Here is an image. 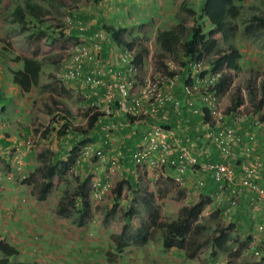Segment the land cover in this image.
<instances>
[{
	"label": "rangeland",
	"instance_id": "rangeland-1",
	"mask_svg": "<svg viewBox=\"0 0 264 264\" xmlns=\"http://www.w3.org/2000/svg\"><path fill=\"white\" fill-rule=\"evenodd\" d=\"M38 1L41 5H43L45 8H47L51 15L53 16V19L49 21V19L45 22H43V26L45 29L49 30V34L47 35V40L44 39L40 40L38 37L34 36L37 34V32H34L33 28L30 29L29 26L25 24V28L20 27V22L13 23V26L15 30L20 32L19 36H16V41L14 46L15 47H21V46H28L29 44L33 46V50H36L38 48H42L45 50H49L51 47L58 50V54H63L67 49L71 47L73 43L76 42V40L72 37L66 38V36H62L60 32H64L63 26L66 22V15H67V9H70L72 14L75 15L78 24H90L91 22H95V27H97L99 24L102 25V22H104L107 26H112V21L105 22L104 18L105 16L102 15V13L106 10H103L101 7V0H35ZM202 0H150L149 4L151 7L145 8L144 4L135 6L134 9H132L129 12H132V14L139 17L141 20L144 21L143 24H138L140 26H134L135 24H128V33L124 36L126 39L129 38H139L143 42H145L150 49L149 54L147 55L148 58L146 60L150 59L148 61L149 65L147 69L144 70L143 75H148L151 73L154 74L156 71H163L162 66L159 64L160 62H172L174 65V71L179 72L181 69L180 77L182 79H185L184 74H186V70L184 66L181 65V62L184 60V58H179L178 56H172L171 54L164 55L162 58L161 55L163 54L159 44L156 42V35L157 33L164 29L169 27H174L176 24L180 23L184 26H188L191 21L195 18L194 15H192L189 11H187V8H193L196 11L199 9L200 2ZM24 0H7L5 3H2L0 6V47L4 46H11V43H8L7 40L9 39L10 33L14 34L13 32L9 31V26H6V23H10L11 19H13V7H15L17 4H20L23 6ZM112 5V4H111ZM114 8V7H112ZM123 9V8H122ZM264 9V0H242L241 1V7L239 8V15L236 19L233 20V23L236 25V29L231 36V38L227 41L232 44H234L238 51L241 54L240 59L238 60V69L233 74V81L228 88V90L224 93L219 95V101L220 106L224 110L229 106L230 100L233 98L235 94V86L240 85L244 89L242 90L243 97H244V103L243 105V113L244 115L248 117L246 121H241L239 124H245L244 130L248 131L249 134H254L253 138L256 140V144H258L260 141H258V138H261L260 135L264 133V126H256L255 121L257 120L256 115H259V113H256L254 110V106L251 103L250 99L248 98L247 94V83L248 80H250L255 72H260L264 70V31L259 32V29L256 27H250L248 30H245V26L250 22V18L253 14H257L262 12ZM99 13V14H98ZM142 13V14H141ZM108 14V13H107ZM3 17V21H2ZM93 20V21H92ZM135 19L131 17V22H135ZM202 21V20H201ZM13 22V21H12ZM47 22H49V25H46ZM130 23V22H128ZM207 23V22H206ZM30 25V24H29ZM58 26V27H57ZM7 27V28H6ZM52 29V32L50 33V30ZM66 34H70L69 32H64ZM15 35V34H14ZM28 37V38H27ZM7 39V40H6ZM28 40L30 43H28ZM44 41V42H43ZM8 44V45H7ZM25 47V46H24ZM17 52L19 51L16 50ZM163 59V60H161ZM204 64V66H207L208 62L206 60L201 62ZM149 66L151 67V70L149 69ZM167 71V70H165ZM188 74V71H187ZM34 87V86H33ZM35 90V93L32 94V97L28 99V103L30 106H33L34 110L39 109L44 105L46 101H49V98L53 95L49 92L50 90H47L45 92H42L41 94L35 87L33 88ZM38 91V92H37ZM177 89L172 91V94L177 93ZM85 94V96H84ZM83 95H80L83 100L86 102L88 100H93L94 98L90 95V92L85 91ZM62 95V94H61ZM66 96V105L69 106L68 100L70 99V94H65ZM64 94L62 97H65ZM79 99V98H78ZM61 100V99H58ZM72 100V99H70ZM80 100V99H79ZM77 99L73 97V103L77 106ZM39 107V108H38ZM78 107V106H77ZM81 109H85L84 107H78L79 112ZM264 110V106L262 107ZM32 113V111H30ZM76 112V113H77ZM34 113H37L34 111ZM76 116H79L77 122H82L86 116L85 113L79 112ZM30 117V116H29ZM259 117V116H258ZM76 122V121H75ZM36 122H34V125ZM83 127L87 126V122H85L83 125H80ZM170 126V124H168ZM244 126V125H243ZM238 127H240L238 125ZM15 128V127H14ZM260 134V135H259ZM95 137H100V134L96 133L93 134ZM189 134L188 132H181L180 137L185 138V140H188L189 138H192L194 134ZM31 138H33L31 136ZM21 138L19 137V140ZM249 140V139H248ZM57 141V142H56ZM75 141V140H72ZM78 141L76 140L75 143L78 145ZM99 141V140H98ZM250 141V140H249ZM63 143L64 138L61 137H52L51 140H48L49 145L53 143ZM91 143H96L94 140L90 141ZM65 143V142H64ZM247 143V142H245ZM249 144V143H248ZM253 143L251 145V148H254ZM34 149L30 152H27V158L22 160V158L13 160L9 159L7 162L9 169L11 171H5L2 167L5 168V164L3 163V159L0 155V192H2L5 188H7V184L17 181L18 183L20 180L14 179V177L18 176L20 173L19 178L23 181H27V183H34V191H37V186L41 179V173H43V168L45 167L46 163L51 162L50 160L56 159V158H63L65 159V151L56 152L53 151L52 154L50 152H42L39 150L40 145L39 143L36 144ZM76 148V147H75ZM113 150L114 152H110L109 150ZM106 151L104 152L103 157H92V156H81L77 152V156H75L77 159H83L84 162H86V165L79 167H72V168H63L61 167L62 173H56L55 176L52 177V184L53 187L51 188L52 193L51 195L59 196V199L64 196H68V194L71 196L73 194V191L76 189V186L78 184V181L83 179V173L85 176L86 174H91L90 181L95 180H107V182L110 185L109 191H108V197H114L117 184L119 182H122L123 184V196H129L127 194L130 190H135V185L133 184L132 187L130 186V182L132 184L134 178H138L137 174H140V177L145 179L144 183H140V190L143 192L151 194L150 197L153 200V203L159 208L160 211V220L161 221H171L174 219H177L180 216V208L183 205H187L189 203H192L195 200V197L197 196L198 190H194L193 188V177H188V181H192V184H189L188 182L177 184L172 182L168 184H164L160 182L159 180L151 181V179H148L147 176L153 178L154 174H159L160 176H163L160 172H147L145 170V167H139L137 166L130 155H128V152H123L121 154H118L115 150V145L112 143L111 146H109ZM9 150H6L8 152ZM255 152V151H254ZM252 152V153H254ZM261 154L264 152H260ZM3 154H5L3 152ZM210 154L214 155V152L207 153L208 156ZM80 155V157H79ZM113 155V157H112ZM256 155V154H255ZM253 155V156H255ZM252 156V157H253ZM120 159L121 161L119 166L117 165L116 159ZM240 158V157H239ZM257 159V157H255ZM108 160H112L111 162L116 161L114 164L109 165V163L106 164ZM6 162V161H4ZM29 162V163H28ZM125 162V164H124ZM251 162V161H250ZM253 162H251V165H253ZM27 163V164H26ZM63 163V162H62ZM26 164V166H25ZM257 166V164H255ZM124 166V167H122ZM10 175V178L8 176ZM157 177V176H156ZM50 182V180L48 181ZM96 183L99 184L98 181ZM102 184V183H100ZM121 191V192H122ZM38 193V192H37ZM50 195V198H51ZM120 195V194H119ZM49 198V199H50ZM48 199L47 205L44 204L47 208L49 207L50 210H53L55 208L54 201L51 206V200ZM79 200L80 197H78ZM102 199H97L93 196L91 193L89 197V201L91 203V206L95 208V213L97 215H100L98 218L100 219L101 227H95V224H91L89 226H82L83 228V234L81 237L84 239L92 240V245L87 248L85 253L91 254V258H94L96 261L98 258H107L105 256V253L109 251V240H110V233L114 230V228H121L124 225V219H122V215L120 210L115 209L109 216L106 215L107 211L105 212L104 208L109 206V202H102ZM128 198L123 199L122 203L124 201H127ZM213 203H216V197L212 196ZM223 200V199H222ZM27 202L28 204H36L33 199L31 201L25 197L24 202ZM81 202V201H80ZM80 202L77 201V208L80 207ZM221 202V200L219 201ZM98 203V204H97ZM128 202L123 204V207L127 205ZM207 205L205 209L203 210L201 217H199L197 223H194L190 229V232L187 236V250H180L177 248H170L164 249L162 247V243H160L161 239V232L160 228H152L150 230V240L148 241V245L143 244H134L133 237L129 238L125 235V240H128V245L120 251H114L113 254L116 253V262L118 264H250L251 262H257V259L250 253V251L247 248V245H245L246 237L244 235L241 237V235L238 234L236 230L230 229L227 232V239L225 241V244L220 248H214V252H212V243L209 239V234L211 233V230L213 227H215L217 224L222 226H227L229 224L230 219L225 216V214H220L218 211V214L211 216L213 209L215 208L214 204ZM220 204V203H219ZM128 207V206H127ZM122 209L123 211L125 208ZM43 208V207H42ZM218 208V207H217ZM216 211V210H214ZM213 211V212H214ZM45 217H49V210L46 211ZM3 213V205L0 207V214ZM36 213V212H35ZM123 213V212H122ZM39 215V213H37ZM67 214L71 216L72 218H75L78 216L77 212L75 210L69 211ZM145 217H147V213L144 214ZM2 217L0 219V238L1 241L8 243V237L7 235H12L15 233L10 230L13 226H11L10 229L2 228ZM38 222V221H37ZM39 223V222H38ZM203 226L202 229L199 231H195L196 226ZM77 226V224H76ZM94 228V229H93ZM77 228L76 232L71 231L70 235L73 236V234H77ZM126 233L130 235L131 232H134V227L128 225L126 228ZM30 232H33L31 230ZM135 233V232H134ZM67 235H69V232H67ZM37 237V235H35ZM99 240L98 242L96 241ZM78 241V240H76ZM132 241V242H131ZM70 244V243H69ZM134 244V245H133ZM197 248V249H195ZM111 250V249H110ZM71 252V254H74L69 245L63 246V248L59 249V255L58 258H60L62 255ZM102 252V254H101ZM194 252L193 255H189V253ZM78 255H75L77 257ZM84 258H76L77 263L74 261L73 264H88V260H86V256H83ZM64 258V257H61ZM123 258V259H122ZM13 259V258H11ZM11 261V260H10ZM90 261V260H89ZM103 262V261H102ZM110 262V261H108ZM31 264V263H30ZM106 264V263H102Z\"/></svg>",
	"mask_w": 264,
	"mask_h": 264
},
{
	"label": "crops",
	"instance_id": "crops-1",
	"mask_svg": "<svg viewBox=\"0 0 264 264\" xmlns=\"http://www.w3.org/2000/svg\"><path fill=\"white\" fill-rule=\"evenodd\" d=\"M7 0H0V6L2 3H5ZM101 7L103 10H106L102 13L103 16H105L102 19H105V22L112 21L113 28H122L124 29L123 36H125L128 33V24H135L134 26H140L138 24H143L144 21L141 20L139 17H137L134 13L132 14V9L135 8V6L140 7L139 5L144 4L145 8L151 7L149 4L150 0H101ZM112 4V5H111ZM114 7V8H112ZM15 7H13L12 11ZM123 8V9H122ZM108 13V14H107ZM99 14V13H98ZM142 14V13H141ZM131 17L137 20L135 22H131ZM2 17V21H3ZM93 21V20H92ZM130 22V23H128ZM12 19L10 23H6V26H9V31L13 32L14 34L10 33L9 39L7 40L8 43H11L12 45L8 47L4 46L0 47V146L2 147H13L17 144V142H22V138H25L27 136H34L35 137V144L40 145V150L43 151H50V154H52L53 151L61 152L65 151V155H67L68 151L72 150L77 146L75 141H72L70 139H64L63 143H53L51 145L47 144L48 140H51L52 137H59L56 135V130L58 128L57 124H53L52 122L47 123L46 120H44V113L42 111L43 107H38L39 109L34 110L33 106H30L28 103V99L32 97V94L35 93L34 87L41 93L45 92L47 90H50L54 97L61 99L64 103H66V96L65 94H70L71 97L68 100L69 106L71 112L76 113L78 111V107H88L90 102H85L80 95H83L85 91L92 93L93 95H96L97 93H101L103 91V88H97L95 86H89L85 87V84L82 83L83 78L73 79V80H62L61 82H57L56 80V74L60 72V60H59V54L58 50L55 48H50L49 50H45L42 48L36 49V52L33 50V46L30 44L28 46L24 45L21 47H15V41L16 36H19L20 32L15 30L13 26ZM46 23V22H45ZM95 22H91L90 24H86V33L82 34V38H84L85 41L90 42L91 38H88L92 32L95 31ZM2 24V23H0ZM104 22H102L103 26ZM4 25V24H2ZM46 25H49V22H47ZM89 26H93L91 30H87ZM44 30L43 33L39 35V39L47 40V35L49 34V30L45 29L43 24L40 25V30ZM73 30L70 29L69 33H71ZM52 32V29L50 30V33ZM28 38V37H27ZM44 42V41H43ZM28 43L29 40H28ZM122 45H118L111 35H105L104 38V46H103V53L101 51V55L99 56V66L104 68L105 70V78L109 79L113 77V70L120 68L124 69V66L122 65H116L115 60L119 58L120 55V47ZM19 51L17 52L16 50ZM35 52V53H34ZM27 57V58H33L40 62V73L38 75V81L36 84L31 85L30 90L28 92L22 91L15 83L12 81V72L15 70H21L23 68V62L22 60L16 59V57ZM114 63V67L110 68ZM66 81V82H65ZM62 84L63 86H59ZM59 84V85H58ZM34 86V87H33ZM37 91V92H38ZM42 91V92H41ZM97 92V93H96ZM64 94L65 97H62ZM85 96V94H84ZM73 97H75L77 101L76 104L73 103ZM102 95L99 94L97 99L101 98ZM80 100H79V99ZM195 105L198 107H201L202 104L199 100V97H196L195 99ZM161 112V120H164V123L170 124L169 131H173L180 135L181 132L187 133L189 130V134H195L196 130L198 135H201L203 133V127L201 124L200 116H192L189 112V110L186 107L182 108V112L180 115L173 114V109L171 108H163ZM32 111V113L30 112ZM36 111L37 113H34ZM79 112L85 113V109H81ZM77 112V113H79ZM30 116V117H29ZM87 115L85 116L84 120L86 122ZM209 120V117H207ZM84 120L80 122L82 125L84 123ZM106 120L113 121L115 131V138L116 141L113 143L115 145V150L118 154H121L123 152H128V155H131V153L136 148V141H137V132L136 130L141 128V125H135V122L133 119L122 113L118 112L115 115L111 116V119H102V123H104ZM34 122L36 124L34 125ZM39 123V124H38ZM48 124L50 126H48ZM47 125L50 130L48 134L45 136L43 135V129L44 126ZM244 125V126H243ZM201 126V127H199ZM240 127L239 131L247 137L249 134L248 131L244 130L245 124H239ZM15 127V128H14ZM54 127V129H53ZM99 125L96 124L95 128L89 131L90 134H96L98 133ZM69 133H72L71 131ZM69 133L67 134V137L70 136ZM260 135V134H259ZM261 138H258V141H260L258 144H254V148L251 149L250 156H246L243 153V150L237 149L238 151V158L236 167L241 170V165H251V162H253V165L257 168V172L260 177L259 183L264 186V133L260 135ZM19 137L21 138L19 140ZM99 138V137H98ZM185 142V138L183 139ZM199 140V137L197 138ZM100 141V139H99ZM182 141V140H181ZM187 141H190L188 139ZM186 141V142H187ZM96 145V144H95ZM189 145H191L189 143ZM97 146V145H96ZM109 146L103 147V149H107ZM192 150L195 154H198L200 157L203 158H217L221 159L220 155L217 153L215 148L209 143V141L205 139H201L199 142L195 143L194 146H192ZM106 150H104L105 152ZM110 152H114L112 149L109 150ZM132 151V152H131ZM255 151V152H254ZM79 152V150H78ZM214 152L213 154H210L209 157H207V153ZM254 152V153H252ZM256 154V155H255ZM255 155V156H253ZM77 156V155H76ZM253 156V157H252ZM80 157V155H79ZM113 157V155H112ZM257 157V159H255ZM24 158L26 159V156L24 155ZM57 159H51V162H57ZM62 160V159H61ZM117 165L119 166L121 161V158L116 159ZM6 160H3V163L5 164V168L2 167L5 171H10L8 162H4ZM63 163H67L66 165L68 167H81L84 164L86 165V162L83 161V159H77L76 157L73 158V160H69L65 157ZM112 160H108L106 162L112 165L116 161L111 162ZM251 161V162H250ZM119 162V164H118ZM29 163V162H28ZM27 164V163H26ZM25 164V166H26ZM125 164V162H124ZM257 164V166L255 165ZM252 166V165H251ZM124 167V166H122ZM175 168H168L165 169L164 172H161L163 177L159 176L156 178L153 176V178L147 176L148 179H151V181H155L156 179H159L160 182L164 184H168L172 182V173L176 174ZM191 170L189 168L186 169L185 172H183V181L188 176H192L190 174ZM201 176V180L203 182H206L207 184L204 186V193H210L212 191L214 185L212 184V180L209 179L207 174L204 172H201L197 170ZM83 178L85 177V174L83 173ZM138 178H134L133 182L136 185L135 191L130 190L128 191V194L130 196L128 197L129 203L131 205V209L135 214L137 213V210L143 211L144 209H148L149 205L147 203L149 197L146 193L142 192L140 190V183H144L145 179L140 177V174H137ZM20 182L17 181L11 182L7 184V188H5L2 192H0V207L3 205V213L0 214V219L2 217V228L10 229L11 226H13L8 231L15 232L12 235H7L8 242L16 247L19 248L18 258H15L16 260L19 259L17 262H24L25 264H73L72 262H76V258H84L83 256H86V260H88V264H117V262H108L106 258H98L96 261L94 258H91V254L85 253L87 248L92 245V240L84 239L81 237L83 234V228L85 226H89L91 224H95V227L100 228L101 224L100 219L98 218L100 215H97L94 211L95 208L91 209L90 217L87 219V221L82 225L85 226L82 227L78 225L77 220L79 219L78 216L75 218H72L69 216V214L62 215L58 213V202H59V196H53L51 195L52 190L45 194V197L42 199L38 198V193L34 191V183H27V181H22V179H18ZM211 180V181H209ZM189 183H192V181H189ZM41 184V182H40ZM231 189L241 190L242 193L240 194L239 198V204L234 207L231 214H229L228 218L230 219L229 224L231 225V229L236 230L241 237L244 235L246 237L245 239L248 241L253 237L254 232V226L257 222L262 221L264 217V208L261 204L254 201V198L249 195L243 189L239 184L233 183L231 186ZM224 193L229 194V189L227 188L224 190ZM51 195V198H50ZM27 197L30 201L33 199L36 204H28L26 201L23 203V199ZM50 198V199H49ZM49 200L54 201L55 208L53 210H50V208L44 206V204L47 205V202ZM147 199V201L145 200ZM51 202V206L52 203ZM106 198L102 200L103 203H105ZM107 203V202H106ZM114 203L112 201L110 205ZM43 207V208H42ZM120 208V204L118 206V209ZM49 212V217H45L46 211ZM105 212L107 211V208H104ZM36 212V213H35ZM39 213V215L37 214ZM122 215V212H121ZM123 216V215H122ZM123 218V217H122ZM39 223H38V222ZM77 224V226H76ZM77 234L70 235L71 231L76 232ZM102 228V227H101ZM94 229V228H93ZM33 230V232H30ZM115 230V228H114ZM109 232L110 235L114 232ZM67 232H69V235H67ZM37 235V237H35ZM1 239V238H0ZM78 240V241H76ZM138 240V239H137ZM136 240V241H137ZM98 242L99 240L96 239ZM147 240L144 244L148 245ZM132 242V241H131ZM70 243V244H69ZM134 244H138L136 242H133ZM110 248L113 247V243L111 241V238L109 240ZM133 244V245H134ZM248 244V242H247ZM245 243V245H247ZM69 245L71 251L74 254H71V252H68L62 255L61 257L64 258H58L59 255V249L63 248V246ZM139 245V244H138ZM109 248V249H110ZM122 253V252H121ZM120 253V254H121ZM102 254V252H101ZM75 255H78L75 257ZM262 256L264 258V251H262ZM123 259V258H122ZM90 260V261H89ZM103 261V262H102ZM120 261H118L119 264ZM264 262V261H263ZM12 263L10 261L7 262V264ZM16 263V262H15Z\"/></svg>",
	"mask_w": 264,
	"mask_h": 264
},
{
	"label": "trees",
	"instance_id": "trees-1",
	"mask_svg": "<svg viewBox=\"0 0 264 264\" xmlns=\"http://www.w3.org/2000/svg\"><path fill=\"white\" fill-rule=\"evenodd\" d=\"M242 0H202L199 5V9L196 11L193 8H187L195 18L191 21L188 26L183 24H176L174 27L164 28L160 30L156 35V42L159 44L164 55L171 54L172 56H178L179 58L188 59H198L200 61L206 60L208 62L207 66H210L211 71H220V76L211 88V91H216L218 95L224 94L230 87L233 81V74L237 71L238 60L241 57L240 52L237 47L227 42L233 35L236 25L233 23V20L239 15V8L241 7ZM14 14L19 20L20 26L25 28V24H31L34 32H37L34 36L39 38V35L44 32L40 30V25L47 21H51L53 16L51 12L35 0H25L24 8L17 6L15 8ZM69 11V10H68ZM67 11V12H68ZM202 20V21H201ZM207 22V23H206ZM100 25V24H99ZM97 26V28L99 27ZM93 26H89L87 30H91ZM100 27H102L100 25ZM250 27H256L259 29V32L264 31V9L262 12L253 14L250 18V22L245 26V30H248ZM96 28V27H95ZM103 29L108 31L114 41L120 45H126L129 48H132L135 44V39L127 41L123 38L124 29L122 28H113L103 26ZM77 31V32H76ZM87 31L83 32L86 33ZM80 30L72 31L69 37L74 38L76 41L81 40ZM79 34V35H78ZM36 51V50H35ZM149 46L144 42L140 45L137 53L136 59L141 61L143 56L149 54ZM35 53V52H34ZM16 59L22 60L23 68L21 70H16L12 72L13 82L16 83L22 91H28L31 85H34L38 81V75L40 73V62L33 58L27 57H17ZM163 60V59H161ZM162 69L167 70L168 67L165 66L164 61L159 63ZM182 66L186 65V61L181 62ZM206 70L202 74H204ZM180 71L177 73L174 70H167V74L174 77L178 74L179 77ZM61 82V81H60ZM66 82V81H65ZM62 84L64 83H60ZM248 98L254 106L256 113H259L260 122L264 124V70L260 72H255L253 77L248 80L246 85ZM210 89V88H209ZM243 87L240 85L235 86V94L230 100L229 106L226 108L227 113L233 112L244 102V97L242 93ZM85 101V100H84ZM86 102V101H85ZM89 108V107H88ZM92 112L88 118L87 127L79 126L75 123L78 121L79 116H76L79 113H73L70 111L68 106L58 98L52 96L49 98V101L46 102L42 111L44 113V120L47 123L52 122L57 124L58 128L56 130L57 136H62L65 140H79L76 148L68 151L65 156L69 160H73L76 156L80 146L85 143H91L90 141L94 140L96 145L92 143L93 157L98 158L97 151L101 147V143L98 137L90 134L89 131L95 128L97 122L102 118L103 113L98 108H92ZM48 126H50L48 124ZM46 125L44 127L45 136L48 134L50 128ZM54 129V127H53ZM72 133H69V132ZM69 133L70 136L67 137ZM105 149H103L104 152ZM50 152V151H48ZM62 160H64L62 158ZM61 158L57 159V162L46 163L43 168L42 177L46 179H51L56 173H62L61 167L68 168L67 163H62ZM83 179L78 181L76 189L73 191V194L70 196L61 197L59 201L58 210L61 213H66L71 210H75L78 214L79 219L77 220L78 225L82 226L91 214V205L89 203L87 195V186L91 174H86ZM100 183L104 180H99ZM51 183V182H50ZM50 183H41L38 188V198L42 199L45 197V194L49 191L51 184ZM100 184L98 191L101 192ZM37 188V187H36ZM122 190V182L117 184L115 191V197H117ZM77 197H80V208H77ZM147 201V199H145ZM150 209L148 215V221H143L142 223H137L136 219L133 216V210L129 208L126 209L122 215L127 219L133 226L136 228V232H131L130 235L126 233L127 221L124 225L115 229L114 233L111 234V240L114 244V249L116 251H121L126 245L125 235L129 238L136 236V243L143 244L150 237L151 228H160L162 247L164 249L177 248L181 250H187V236L190 232V229L194 223H197L198 218L200 217L202 210L205 205L208 203L206 197H200L195 202L190 205L183 206L180 208V216L177 219L165 222L160 220V211L159 208L155 206L153 200L147 201ZM118 206L117 203L110 206L107 211V216H109L115 208ZM123 208V206H122ZM211 214V216L216 215ZM128 222V223H129ZM195 231H199L203 226L195 225ZM231 229V225L222 226L217 224L212 228L211 233L209 234L210 242L212 243V252L214 248H220L225 244L227 239V232ZM135 241V240H134ZM197 249V248H195ZM0 251L4 253L5 256L16 257L19 253V248L14 246H9L6 243H2L0 240ZM194 252L189 253L193 255ZM106 259L110 262L114 261L116 258V253L113 254L109 251L105 253ZM6 260H0V264H6ZM10 264V263H9ZM16 264H25L24 262H18ZM250 264H258V262H251Z\"/></svg>",
	"mask_w": 264,
	"mask_h": 264
},
{
	"label": "built area",
	"instance_id": "built-area-1",
	"mask_svg": "<svg viewBox=\"0 0 264 264\" xmlns=\"http://www.w3.org/2000/svg\"><path fill=\"white\" fill-rule=\"evenodd\" d=\"M70 29L80 30L81 40L73 43L63 54L62 68L56 74V80L60 82L83 78L82 80L89 85L101 90L103 88L102 97L96 99L94 105L99 106L106 116L122 112L137 118L139 122L146 123L147 131L142 132L145 146L132 152V159L136 164L146 165L152 170L175 168L177 172L172 175L175 182L181 181V174L188 167L197 166L220 187L225 184L231 185L233 182L239 184L264 208V186L259 183L257 168L244 164L241 165V170L236 167L239 158L236 148H241L246 156H250L251 145L256 143L254 134H248L246 137L238 129L239 123L247 119L242 110L243 105L233 112H224L220 106L219 95L216 91H211L220 76V71L202 75L200 62L191 60L187 64L191 81L188 84L181 83L182 97H177L172 94L179 84L177 75L172 77L165 71L143 75L150 59L143 60L141 64L136 63L135 50L124 48L119 58L115 60L116 65H122L124 69H114L113 77L106 79L104 68L99 66V56L101 51L103 53V32L101 30L92 32V36L88 37L91 41L87 42L82 38L86 24L75 23L73 16L67 15L63 31L69 32ZM64 36L67 34L64 33ZM114 66L113 63L110 68ZM165 66L168 67L167 70L174 69L172 62H165ZM149 69L151 70L150 66ZM196 94L202 107L208 109L207 121L202 118L203 108L197 107L194 103ZM94 96L97 98L99 93ZM164 107L173 109V113L178 115L181 114L182 108L186 107L192 116H200L203 133L201 135L197 133L191 139V145L184 143L177 134L163 127L164 120H161L160 116ZM255 125L263 124L256 120ZM113 128L112 122L102 125V146L108 145L113 140ZM201 139L209 141L219 152L221 159L210 158L198 161L192 146ZM91 147L85 145L83 151L88 153L92 151ZM96 153L101 154L100 150ZM237 194L228 197L226 212L229 213L237 206ZM255 232L257 235L251 240V247L254 255L260 256L259 245L264 239V217L256 224Z\"/></svg>",
	"mask_w": 264,
	"mask_h": 264
},
{
	"label": "clouds",
	"instance_id": "clouds-1",
	"mask_svg": "<svg viewBox=\"0 0 264 264\" xmlns=\"http://www.w3.org/2000/svg\"><path fill=\"white\" fill-rule=\"evenodd\" d=\"M25 1V0H24ZM38 2V1H37ZM17 6H20V7H22V8H24V2H23V6H21L20 4H17L16 6H15V8L17 7ZM14 8V10H13V19H12V21L13 22H17V23H19V20L16 18V16H15V14H14V11L16 10ZM69 10V11H68ZM67 15H69V16H73V19L75 20V23H78L77 22V19H76V17H75V15L74 14H72V12H71V10L70 9H67ZM66 15V16H67ZM65 24V23H64ZM29 26V28L30 29H32V25L30 24H26V26ZM101 25V24H100ZM100 25H99V27L97 28H95V31H97V30H101L102 32H103V34H104V38H105V35H111L108 31H106V30H104L103 29V26H106V27H110V26H107V25H105V24H103V26L102 27H100ZM21 28H23L22 26H20ZM58 27V26H57ZM65 27V25L63 26V28ZM73 31H75V29H73ZM94 31V32H95ZM61 34H62V36L64 35V32H60ZM83 33V32H82ZM69 35L70 34H67V36H66V38H68L69 37ZM81 36V35H80ZM92 36V35H91ZM104 38H103V46H104ZM123 38L125 39V40H127V41H130L132 38H129V39H126L124 36H123ZM133 39H135L136 41H135V44L133 45V47L132 48H129V47H127L126 45H122L121 47H120V53L122 52V50L124 49V48H128V49H134L135 50V62L136 63H139V64H141L142 63V61L143 60H146V58H148V56L146 55V56H143L142 57V59H141V61H138L137 59H136V53H137V51H138V49H139V47H140V45H142L144 42L142 41V40H140L139 38H133ZM80 40V39H79ZM77 42V41H76ZM119 46H120V44H118ZM35 51V50H34ZM36 52V51H35ZM150 52V51H149ZM63 54H65V53H63ZM63 54H59V60H60V70H61V68H62V65H61V59H62V57H63ZM18 57V56H17ZM16 57V58H17ZM184 60L186 61V65L184 66V68H185V70H186V74H184V75H186L185 76V79H182L181 77H180V75H179V84L176 86V88L174 89V90H178L177 91V93L178 94H176V93H174L173 95H175V96H177V97H182V92H181V89H180V87H181V83H183V82H185L186 84H188V83H190V81H191V77L187 74V71L189 72L190 70H189V68L187 67V64L191 61V59H186V58H184ZM192 60H196V61H198V62H200V66H201V74L204 72V70H206V72L204 73V74H207V73H209V72H215V71H211L210 69H209V67L210 66H204V64H202L201 62L202 61H200V60H198V59H192ZM146 61H148V60H146ZM165 63V62H164ZM163 71H165L164 69H162ZM16 71V70H15ZM217 71H219V70H217ZM166 73H167V71H165ZM204 74H202V75H204ZM13 76V75H12ZM177 76H178V74H177ZM12 81H13V77H12ZM58 82V81H57ZM82 83H84L85 84V87L87 86V87H89V86H91V85H89L87 82H85L84 80H82L81 81ZM14 83V82H13ZM16 84V83H15ZM17 85V84H16ZM18 86V85H17ZM19 87V86H18ZM86 87V88H87ZM20 88V87H19ZM21 89V88H20ZM244 89V88H243ZM242 89V90H243ZM30 90V89H29ZM28 90V91H29ZM173 90V91H174ZM28 91H24V92H28ZM102 93H103V91L101 92V93H99L100 95H102ZM94 99L93 100H88L87 102H90L89 103V108L88 107H85V112H86V115H87V118H86V122H87V124H88V118H89V116H90V113L93 111L92 110V108H98L100 111H102L101 110V108L99 107V106H97V105H94L95 104V102H96V97L91 93L90 94ZM196 97H199L197 94L194 96V102H195V99H196ZM200 100V99H199ZM46 102H48V101H46ZM46 102L44 103V105L42 106V107H44L45 106V104H46ZM201 102V101H200ZM244 103V102H243ZM202 104V103H201ZM242 105V104H241ZM240 105V106H241ZM239 106V107H240ZM198 107V106H197ZM202 107V106H201ZM203 108V116H202V118H203V120L204 121H207L208 119H207V117H209L208 116V109L206 108V107H202ZM238 108V107H237ZM223 110H224V108H223ZM237 110V109H236ZM224 112H227L226 110H224ZM102 113H103V116H102V118L99 120V122H97V125H99V130H98V133L100 134V137H99V139H100V142H102V136H103V134H102V125H105L106 123H113L114 124V122L113 121H108V120H106L104 123H102V119L103 118H105V119H111V115L110 116H106L105 114H104V112L102 111ZM174 114V113H173ZM113 116V115H112ZM195 116H197V115H195ZM132 119H133V121L135 122V125H141L142 127L141 128H139V129H137L136 130V134H137V141H136V148H135V150H138V149H141V148H143L144 146H145V143H144V138H143V135L144 134H142V132L143 131H147V125H146V123H144V122H139L138 120H137V118H135V117H133V116H130ZM248 117H249V115L247 116V119H248ZM256 118H257V120H259L260 121V119H259V117H258V115H256ZM247 119H245V120H243V121H246ZM200 120H202L201 119V117H200ZM77 125H82L80 122H75ZM262 123V122H261ZM39 124V123H38ZM263 124V123H262ZM262 126H264V124L262 125ZM44 127H46V125L44 126ZM87 127V126H86ZM163 127L165 128V129H169V126H168V124L165 122L164 124H163ZM200 127V126H199ZM239 129V128H238ZM43 131H44V129H43ZM115 131V127L113 128V130H112V136H113V138H115V133H113ZM188 132H189V130H188ZM97 133V134H98ZM175 133V132H174ZM175 134H177V133H175ZM196 134H197V130H196V132H195V134H194V136L192 137V138H189L190 140L191 139H193L195 136H196ZM178 135V134H177ZM179 137H180V135H178ZM192 136V135H191ZM190 136V137H191ZM33 138H31V136H27V137H25V138H22V142H17V144L15 145V146H13V147H10V148H8V147H2V146H0V155H1V157H2V159L3 160H6V161H8L10 158L11 159H13V160H17V159H20V158H22V160H24L25 158H24V155L26 156V158H27V152H30L31 150H33L34 148V146L36 145L35 144V137L34 136H32ZM181 138V137H180ZM182 139V141L184 142V138H181ZM116 141V139H113L108 145H106V146H111L112 145V143H114ZM187 140H185V142L184 143H190L191 144V142L190 141H187ZM85 145H91L92 146V143H85V144H83L82 146H80V148H79V154L81 155V156H94V154H93V150L92 151H90V152H88V153H85L84 151H83V147L85 146ZM103 147H105V146H102V143H101V147L98 149V150H100V152H101V154L100 155H97L98 157H103L104 156V152H103ZM92 148V147H91ZM237 149H239V148H236V150ZM6 150H9L8 152H6ZM40 150V149H39ZM134 150V151H135ZM41 151V150H40ZM133 151V152H134ZM238 151V150H237ZM3 152L5 153V154H3ZM42 152H47V151H45V150H43V151H41V153ZM132 152V151H131ZM217 153L219 154V152L217 151ZM238 153V152H237ZM194 155L196 156V158H197V160L198 161H201V160H204V159H210V158H203V157H200L198 154H195L194 153ZM131 158H132V153H131ZM207 157H209V156H207ZM239 157V156H238ZM213 159H217V158H213ZM133 160V159H132ZM237 161H238V159H237ZM134 162V161H133ZM135 163V162H134ZM136 164V163H135ZM236 164H237V162H236ZM137 166H139V167H145V170L148 172H151V173H153V172H164V170L165 169H168V168H164V169H158V170H152V169H150V168H148L146 165H138V164H136ZM69 168H72V167H68V169ZM190 170H191V172H190V174H192V176L190 175V176H188V177H193V188H194V190L193 191H195V190H198V194H197V196L195 197V200L193 201V202H195L196 200H198L200 197H206L207 198V200H208V203L205 205V207L207 206V205H210V204H212L213 203V200H212V196H215L216 197V203H218V205L217 204H215V203H213L214 205H215V208L213 209V211L214 210H216V211H212V214H215V213H217L218 214V211H219V213L220 214H225V216H229V214H231V212H232V210L234 209H231V211L228 213V212H226L225 211V209H226V207H227V205H228V197L229 196H231L232 194H237V192H238V194H237V197H238V203H237V205L239 204V198H240V194L242 193V191L241 190H236V189H231V186H232V184L231 185H224L223 187H220V186H218V184H216L211 178H210V176L206 173V172H204L205 174H207V176L209 177V179H211V180H209V181H211L212 182V184L214 185V187H213V189H212V191H210V193H204L205 192V190H204V186L207 184L206 182H203V180H201V176H200V174L198 173V172H196L197 170H199V168L197 167V166H194V167H188ZM7 171V170H6ZM11 171V170H10ZM200 171V170H199ZM201 172H203V171H201ZM158 174V173H157ZM174 173H172V175H173ZM156 174H154L153 176H155ZM8 176H9V178H10V175L8 174ZM19 176H20V173L18 174V176H16V177H14V179H20L19 178ZM55 176V175H54ZM157 177H159L160 175L158 174V175H156ZM156 177V178H157ZM161 177H163V176H161ZM183 175L181 174V181L180 182H175L174 180H173V177L171 176V180H173L174 181V183H177V184H181V183H184V181L182 180L183 178ZM188 177L185 179V182H188L189 183V181L187 180L188 179ZM23 178H24V176H23ZM22 178V179H23ZM41 179H42V181H40L41 183H50L51 184V187H50V189H49V191H51V188L53 187V184H52V178L51 179H49L50 180V182H48L49 180L48 179H46V178H44V177H42V174H41ZM156 180H159V179H156ZM155 180V181H156ZM23 181V180H22ZM96 181H98L99 182V184L98 183H96ZM40 182H39V184H38V186H37V191L36 192H38V188H39V185H40ZM234 183V182H233ZM130 184V186L132 187V185L134 184L135 186L137 185V184H135L134 182H132V184H131V182L129 183ZM189 184H192V183H189ZM99 186H100V181L99 180H93V181H90L89 182V184H88V186H87V188H86V190H87V195H88V201H89V197H90V195H91V193L93 194V196L95 197V198H97V199H104V198H106L107 196H108V191H109V188H110V185H109V183L107 182V180H104V182H102V186L100 187V189H101V192H97L98 191V188H99ZM139 186H140V184H139ZM122 188H123V184H122ZM227 188V190L229 189V194H227V196H226V194L224 193V190ZM135 190H137L136 188H135ZM135 190H133V191H135ZM48 191V192H49ZM122 191V190H121ZM47 192V193H48ZM143 192V191H142ZM144 193H146V192H144ZM127 194H128V192H127ZM147 194V196L149 197V199H148V202H149V200H152L151 198H153V197H150L151 196V194H149V193H146ZM129 196H130V194H128ZM128 196V197H129ZM127 196H123V191L120 193V195H118L117 197H115V194H114V197H108L107 199H106V201L105 202H109V206L107 207V211H108V209L110 208V206H113V204H115V203H117L118 204V206H119V204H120V208L118 209V206L115 208V209H118V210H120V211H122V212H124L126 209L128 210L130 207H131V205H130V203L128 202L129 201V199L127 200V201H124L123 203H122V201H123V199H125V198H128ZM61 199V198H60ZM60 199H59V201H60ZM223 199V200H222ZM221 200V202H219ZM22 201H24V199L22 200ZM76 201H81V200H79L78 199V197H77V200ZM112 201H114V203H112L111 205H110V203L112 202ZM126 202H128L127 203V205L126 206H124V207H127V208H125V210L123 211L122 209H124V207L122 208V206H123V204L124 203H126ZM192 202V203H193ZM89 203H90V201H89ZM220 203V204H219ZM98 204V203H97ZM191 203H189V204H187V205H190ZM58 205H59V202H58ZM90 205H91V203H90ZM187 205H183V206H187ZM156 206V205H155ZM183 206H181V207H183ZM59 207V206H58ZM157 207V206H156ZM205 207H204V209H205ZM218 207V208H217ZM80 208V207H79ZM93 207L91 206V209H92ZM158 208V207H157ZM203 209V210H204ZM203 210H202V212H203ZM69 212V211H68ZM68 212H66V213H61L59 210H58V213H60V214H62V215H65V214H67ZM133 213V216H134V218L136 219V221H137V223H142L143 221H148V215H149V213H150V209H144L143 211H141V210H137V213L135 214V212H132ZM147 213V217H145L144 216V214H146ZM202 214V213H201ZM106 215H107V213H106ZM200 217H201V215H200ZM122 219H124V221L126 222L127 221V225H130V226H132V227H134V229L136 228L135 226H133L127 219H125L124 217L122 218ZM199 219V218H198ZM198 221V220H197ZM124 222V223H125ZM129 222V223H128ZM259 222H261V221H259ZM259 222H257V223H259ZM256 223V224H257ZM256 224H255V226H256ZM227 226H229L228 224H227ZM255 226H254V232H255ZM116 230L117 229H119V228H115ZM152 229V228H151ZM150 229V230H151ZM149 230V231H150ZM134 232H136V229H135V231ZM114 233V232H113ZM112 233V234H113ZM257 234H256V232L253 234V237H255ZM253 237L250 239V240H246V242H248V244H247V248H248V250L250 251V253L257 259V262H258V264H264V258H263V256H262V251H264V239L261 241V244L259 245V250H260V256H256V255H254V253H253V250H252V247H251V244H252V242H251V240L253 239ZM136 236H134L133 237V241L134 242H136ZM1 240V239H0ZM148 240H150V237L148 238ZM112 241V240H111ZM128 240H126V243H127V245H128V242H127ZM2 243H5V242H3L2 241ZM113 243V242H112ZM6 244H8L9 246H12L9 242L8 243H6ZM126 245V246H127ZM140 245V244H139ZM125 246V247H126ZM124 247V248H125ZM16 248V247H15ZM113 248H114V244H113V247L112 248H110L109 249V252H113ZM123 248V249H124ZM173 248H175V247H173ZM122 249V250H123ZM169 250V249H168ZM181 250V249H180ZM119 252V251H118ZM120 253H121V251H120ZM106 256V255H105ZM11 258H13V259H11ZM15 258H18V256H16V257H12V256H5L4 255V253H2V251H0V260H6L7 262L8 261H10V262H12V263H10V264H16V263H18L17 261H19V259H15ZM107 260V259H106ZM108 261V260H107ZM16 262V263H15ZM112 262H116V258H115V260L114 261H112ZM7 264V263H6Z\"/></svg>",
	"mask_w": 264,
	"mask_h": 264
}]
</instances>
